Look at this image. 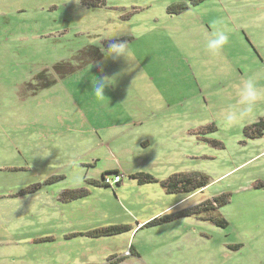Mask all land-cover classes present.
Instances as JSON below:
<instances>
[{
    "label": "rangeland",
    "instance_id": "obj_1",
    "mask_svg": "<svg viewBox=\"0 0 264 264\" xmlns=\"http://www.w3.org/2000/svg\"><path fill=\"white\" fill-rule=\"evenodd\" d=\"M251 75L264 0H0V264H264V100L224 123Z\"/></svg>",
    "mask_w": 264,
    "mask_h": 264
},
{
    "label": "clouds",
    "instance_id": "obj_2",
    "mask_svg": "<svg viewBox=\"0 0 264 264\" xmlns=\"http://www.w3.org/2000/svg\"><path fill=\"white\" fill-rule=\"evenodd\" d=\"M79 2V0H77ZM211 39L208 40L207 49L216 53L228 43V35L223 30H216L212 32ZM107 56L113 59L124 57L128 59L131 55L130 50L127 48L126 42L113 41L110 42L106 52ZM112 78H103L96 80V83L92 85L93 95L98 98H103L105 88L111 83ZM239 99L237 106L229 107L224 115V123L226 126H234L244 120L253 119L255 117L256 106L258 102L264 100V92L261 91L258 80L255 75L247 77L242 87L239 90Z\"/></svg>",
    "mask_w": 264,
    "mask_h": 264
},
{
    "label": "trees",
    "instance_id": "obj_3",
    "mask_svg": "<svg viewBox=\"0 0 264 264\" xmlns=\"http://www.w3.org/2000/svg\"><path fill=\"white\" fill-rule=\"evenodd\" d=\"M260 124L256 123V125L258 126ZM115 173H118V171H115ZM132 177H136L139 179L140 182L143 181H151L154 178L149 174V173H137V174H131ZM162 187L166 190V192H185L188 194H192L195 191H198L202 188H204L207 184H208V180H207V176L201 172H197L194 171L192 173H184V174H173L171 175L168 179L163 180L161 182ZM222 198L219 197H214L213 200H215L216 202H218L219 205H221L223 202H225L224 196H221ZM208 202L209 199L207 200ZM213 204V203H212ZM204 209H209V206L206 205L204 206ZM193 211L196 212H200L199 210L197 211L196 206L192 208ZM191 212V211H190ZM189 212V213H190ZM186 214V212H185ZM209 220H211L212 222L216 223L217 225L221 226V227H225L227 225V222L224 218H214V217H209ZM154 222V220L152 221H148L146 222L144 225L149 224ZM142 225V226H144ZM126 227L124 226H110L107 229H105V233L106 234H115L118 232H121L123 230H125Z\"/></svg>",
    "mask_w": 264,
    "mask_h": 264
},
{
    "label": "built area",
    "instance_id": "obj_4",
    "mask_svg": "<svg viewBox=\"0 0 264 264\" xmlns=\"http://www.w3.org/2000/svg\"><path fill=\"white\" fill-rule=\"evenodd\" d=\"M121 177H122V175L116 173V174L114 175V180H113V182H118V181H120ZM104 182H105V183H108V182H109V178L105 177Z\"/></svg>",
    "mask_w": 264,
    "mask_h": 264
}]
</instances>
